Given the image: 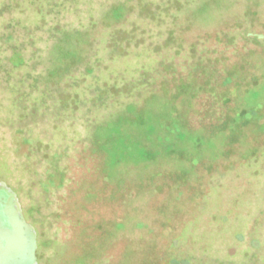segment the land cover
I'll return each instance as SVG.
<instances>
[{
    "label": "rangeland",
    "instance_id": "1",
    "mask_svg": "<svg viewBox=\"0 0 264 264\" xmlns=\"http://www.w3.org/2000/svg\"><path fill=\"white\" fill-rule=\"evenodd\" d=\"M260 36L264 0H0V197L17 201L37 264H108L127 231L122 264H264V154L212 159L223 134H264ZM187 84L204 88L192 111ZM199 162L212 170L164 231L169 258L136 261L160 224L144 201L118 206L158 169Z\"/></svg>",
    "mask_w": 264,
    "mask_h": 264
},
{
    "label": "flooded vegetation",
    "instance_id": "2",
    "mask_svg": "<svg viewBox=\"0 0 264 264\" xmlns=\"http://www.w3.org/2000/svg\"><path fill=\"white\" fill-rule=\"evenodd\" d=\"M262 39L264 38L262 37ZM228 72H230V70ZM185 87V92H183V95L181 97L184 98V100L188 103V109L192 111L194 108L193 100L195 99V95H197L198 91L204 90V88L192 86L189 84H187ZM239 99L240 95H238L236 103L240 102ZM186 111V108L183 109V113H185ZM229 114L231 115V113ZM229 114L226 113L223 117V124L225 123V119ZM241 114H244V111H241ZM244 124L245 128V126L248 125V121L246 120ZM212 126H214V124H212ZM257 130L261 131L260 129ZM209 132L210 136H217L214 133V129H211V131ZM254 133L256 135V131H254ZM241 135H235L234 137H225V135L223 134L222 136H220L223 137V140H221L222 143L218 145L219 147L217 146L218 148H216V150L213 151L212 159L223 157L225 164L230 162L235 164V157L237 153H243V162L247 161L250 157L254 158L258 154H264V134H261L259 136L256 135V137L250 136V138L247 136L245 139H242ZM242 137L244 138L243 135ZM239 144L242 147H239L237 150L230 147H234ZM224 145L225 148L221 149V147ZM199 166L200 162L198 167H189L191 170L189 173L185 170H181L179 174L177 171H168L169 175H167L168 172H166V170L164 172H160V169H158L156 171L157 173H154L152 175L154 176L158 174V176H156L155 178L151 177L149 179L150 185H147L148 181L145 183L139 182L137 184H134L138 189L136 188L137 190H133V192L127 193V197L125 200L126 202L121 203L120 206H118V210L122 214L123 218L126 213H129L128 207L126 206L128 204L127 201H133L134 199H136V201H144L143 206L139 205V207H137V212H139L140 216L143 217V220L149 222L152 227L153 222H155V225L160 224L158 226V230L153 227L156 234L155 236H153V238L151 237V239H149L144 234V241L142 240L141 242H139V244H136L133 254L131 253V256L135 257L136 261L140 262L142 260H152L161 263L162 261L169 258L168 251L170 245H172V241L176 240L177 234L175 236L169 235L168 237H165L164 231L166 230V228L168 229V227V230L170 231L176 230L177 226L174 227V225L172 224L174 222H179L181 219L178 217L183 214H193L198 206V201L204 194L203 188L205 178L203 174L206 171L200 172ZM207 169V172L212 170L211 167ZM161 170L163 169L161 168ZM0 188L3 189L4 187ZM123 192L122 195L125 193ZM142 196L143 198L139 199V197ZM165 215H167V217H170V223L166 224V222L164 221ZM136 232L139 233V236L143 233L142 231ZM124 233L130 235V232L128 231L121 233V235H123ZM121 235L119 232H117V239H114V241H110L106 251L102 253V259H105V262L108 264H122L121 262L124 259L123 254L126 252L127 247L131 246L134 243V240H132L130 237L120 238ZM161 241H164L165 246L163 249H160V251L157 252L155 248H157V244H159ZM34 242V232L28 225H26L25 221L22 219L19 205L17 204L15 198H12L10 196H1L0 264H37L36 246ZM141 249L143 250L142 253H140ZM92 264H96L95 259L93 260Z\"/></svg>",
    "mask_w": 264,
    "mask_h": 264
}]
</instances>
